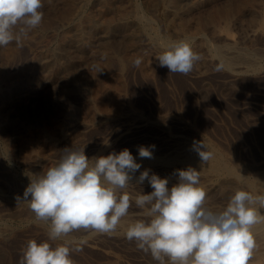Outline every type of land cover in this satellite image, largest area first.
<instances>
[{
    "label": "rangeland",
    "instance_id": "obj_1",
    "mask_svg": "<svg viewBox=\"0 0 264 264\" xmlns=\"http://www.w3.org/2000/svg\"><path fill=\"white\" fill-rule=\"evenodd\" d=\"M55 1H56V3L58 2L59 4L58 3L56 4ZM104 1H105V3H104ZM149 1L150 0H144V1L143 0H131V1L130 0H90L86 4V7L84 6V4L80 7L79 5H81V0H74V2L72 1L73 3L70 2L66 5L64 3H67V0H43V8L41 9V11L43 13V18H42L41 24L38 27H36L35 29L30 30L29 31L30 33H28L26 36H24L19 43L13 41L12 43L8 44L7 46L0 47V64H4L5 66H7V68H11L12 70L10 69V71H13V72L18 71L19 69H22L25 67H26L25 69L27 70V69H29L27 67L33 66V68H34V67H36V65L38 66L37 63L40 64V61L42 60L41 58L45 57L46 50L49 49V47H50V49L54 48V47L57 48L60 45L61 41L63 40L64 36H66L69 33V31L67 33L64 30H66V29L69 30L71 28L72 30L70 29L71 30L70 33H72V35L70 34L71 35L70 37L72 38V42H69V46H71L72 49H70V51H69V57H70V60L73 64V67H74L72 71L79 78H81L82 74L92 72L93 74L90 73L91 76L93 75L89 79L90 84H93L94 80H96V79H97L96 81L99 80L100 82H105V81L107 82L110 79V77L108 75V74H110V72L108 71V69L105 70L106 68H103V70H105V71H101L102 72V74H101L100 69L98 71L96 70V69H98V67H96V66H98L97 61H95V63L93 60L90 62V60L88 58L86 61V58H84L82 55H81L82 57H78V55H75V54H77V51L75 49V45H77V42H76L77 39H75L76 37L74 34H75V32H78V31L75 30V28L73 26H71V24H76V22H77V21H75L78 18L76 13L83 10L82 13H83L84 18H86L90 14L94 15V16L97 15L96 16L97 19L104 20V21L108 20V21H106L108 23H111L110 20H112V21L114 20L111 23L112 25H114L113 24L114 22L118 23V21L122 20L121 15L123 14V11H125V9L127 11H130L129 8L131 6L135 5L136 7H139L140 12L144 13V15H146L147 17H149L151 19V24L154 27V29L157 30V32H159L162 35L166 34L165 36L177 38V35L174 32V30L169 27L170 21L172 20L171 19L172 16H171V14H169V12L166 10V8H164L162 6V0H157V1L151 0L150 3H149ZM169 1L170 2L172 1V4L173 3L177 4V7H184L185 4H188V3L193 2L195 0H186V1L185 0H178V1L177 0H169ZM224 1L228 2L230 0H217V1L214 0V1L209 2V4L206 3L202 6H200V8L199 7L195 8L192 11L191 16H190L191 18L194 17L193 19H191L192 31H193V29H194V31L198 28L200 29V24L202 23L201 29L203 28L202 31H205L204 33L206 34V37L211 41H214L217 43H222L225 41V38L228 35V37H230V36L235 37V39L238 40L240 45L248 46V47L251 45L250 47H253L254 49H260L261 48V50H262L264 47V29L261 28L260 25H257L258 21L260 20L259 17L261 18L262 15L259 12L258 13L256 12L257 14L256 13L253 14L254 15L253 18L255 17L253 19L252 14L249 12V10H247V9L245 10L243 8V6H242L243 0H238V2H236L237 0H231L233 3V6L234 5L239 6L241 4L240 9H242V10H240V9L235 8L236 10H232L233 12L231 11L232 14H235L234 16L230 15L231 20H228L231 25L229 24V22H226V20L224 22L222 20L223 17H218V18H216V20H217L216 21V32H215V30H213L214 27L211 28L210 26H207L208 23H205L206 18L208 19L209 16H212L214 18L215 14L219 12V11L218 12L214 11L216 9V7L214 8V6L216 5L218 7V5L220 4V6L222 7L223 5L226 4V3L225 4L222 3ZM213 2H215V4ZM216 2L219 4H217ZM75 3H76V5H75ZM122 3L124 5V8H123ZM211 3H212V5H211ZM62 4H63V6H62ZM125 5H127V6H125ZM208 5H211V6L208 7ZM58 6H59V8H58ZM90 7H92V8H90ZM244 7L246 8L245 4H244ZM71 8H73V9H71ZM77 8H79V9H77ZM156 8L158 10H156ZM204 8H206V9H204ZM209 8L211 11L209 10ZM180 9H183V8H180ZM66 10L68 13L66 12ZM239 10H240V12H239ZM116 11H117V13H116ZM244 11H246V12L244 13ZM71 13H72V15H71ZM211 13L214 15H212ZM65 14H67V15H65ZM154 14H157V15H154ZM200 14H202L203 16H201ZM206 14H208L209 16L208 15H207L208 17L205 16ZM237 14H239V15H237ZM242 14H244V15H242ZM249 14H251V15L249 16ZM118 15H120V16H118ZM98 16H99V18H98ZM235 16L236 17L238 16V17L236 18ZM198 17H199V20L202 17H204L205 21L204 22L200 21L201 22L200 23L198 20ZM212 17L209 18L210 21L213 19ZM49 18L50 19L53 18V20L51 19L52 22H51V20H49ZM196 18H197V20H196ZM220 18H222V19H220ZM233 18H235L234 20H236V21H234ZM249 18H250V20H248ZM256 18H257V20H256ZM44 19H45V21H44ZM209 19H208V21H209ZM218 19H219V22H218ZM224 19H226V18H224ZM77 20H79V19H77ZM123 20H125V19H123ZM73 21H74V23H73ZM196 21L198 22L197 24H196ZM60 23H63V24H60ZM225 23H228L229 25L225 24ZM226 25H227V27H226ZM51 26H53V29ZM194 26L197 28H194ZM223 26L226 28H223ZM228 26H230V27H228ZM219 27L223 28L222 29L223 31L220 30ZM228 28H229V30H228ZM86 29H88L87 30L88 32L86 31ZM86 29L84 31V36L89 33L88 34L89 36H85V37H87L89 40H91L92 47L101 46L104 42V38L101 35L104 33L99 29V27H95L94 29H89V28H86ZM123 29H125V30H123L124 36H119V34L120 35L122 34V31L119 30L113 35V39L120 40L123 37L126 39V41L120 40L119 42L118 41H115V42L120 43L121 49L123 48V50L128 51L127 52L128 56H126V62L123 66V70L125 69L123 71V74H124L123 77L125 78L124 80L126 81V87H128L127 88L128 95L130 94L129 98H130L131 102L134 104L135 108H137V109L139 108L138 109L139 111L141 108V110H142L141 113L143 114L144 117H148L151 120L152 119H154V120L161 119L160 121L162 122V125L161 124L156 125L154 123H148V125L145 126L146 129H144L140 133V138H139V135H136V137L140 139V142L136 143L137 144L136 148H138V147L140 148V146L148 147L154 154H156V153L162 154V153H164L163 152L164 148L167 150L171 145L178 142V140H177L178 134H183L184 136L190 137V136H193V133H195V131H196V133H201L205 137L207 136V138H210V140L212 142H216L217 145L221 146V144H222V148H224L226 151H229L230 154L232 153L237 159H239V160L241 159V162L247 163V164L248 163L253 164L256 166H263L264 165V162H263L264 161V143H263L264 142V72H262L263 74L260 72L259 73H257V72H255V73H244V74H242L243 76H240L238 78V80L237 79L235 80V82H228L227 81L228 80L227 79L228 78L227 77V75H228L227 70L225 68H223V66L219 62L211 60L210 57L207 56L208 54L205 51H199V50H201L200 47L198 45H197L198 47L195 45L196 48L193 47L194 49H192V50L193 51L195 50L194 52L200 56V59L194 63L192 71H190L188 74L171 73L167 67L162 68L159 65V61L157 60V56H159V54H162V53H160V52L157 53L156 52L157 49L155 47H153L152 45L148 44V41L145 39V36L143 34H141V33L139 34V32H138V34L134 35L133 32H135V31H133V30H135V29H133V26H131V25H129V27L127 26ZM169 29H171V30H169ZM130 30H131V32H130ZM72 31H74V33ZM89 31H91V32H89ZM221 31H222L223 35L219 34V36H218L217 34H215V33H220ZM53 32H55V33H53ZM135 33H137V31ZM44 36L48 40L46 38H44ZM48 36L51 38V41H50V38ZM114 36H116V37L114 38ZM42 37H43V39H42ZM119 37H121V38H119ZM138 37H140V38H138ZM31 38H33V39H31ZM35 38H37V40L39 38L40 39L37 41ZM223 38H224V40H223ZM136 40H138V41H136ZM145 41H147V42H145ZM72 43H73V45H72ZM74 43H76V44H74ZM121 43H123V44H121ZM128 43H131L133 45L132 46L133 48H131V47L127 48L126 45L130 46V44H128ZM53 44L55 45L54 47H52ZM41 45H42V47H41ZM48 45H50V46H48ZM18 46H19V48H18ZM123 46H125V48ZM255 47H257V48H255ZM68 48H70V47H68ZM58 49L61 52H65L64 48H62L63 50L61 49V47ZM151 49L153 51H151ZM10 50H11V52H10ZM34 51H36V52H34ZM47 51L49 52V50H47ZM13 52H16V53L13 54ZM134 52L136 53V55ZM202 52H204V53H202ZM143 53H144V56H142ZM11 54H12V56H11ZM75 56H77V57H75ZM206 56L208 59L206 58ZM36 57H37V59H35ZM63 57H60V58L62 59ZM73 57H75V58H73ZM38 58H39V60H38ZM65 58L66 57H64L62 60H64ZM137 59H140V61H141L139 66H136L134 63V61H136ZM17 60H18V62L20 60V62L18 63ZM58 61H59V59H58ZM146 61L149 62V64ZM42 62H43V60H42ZM150 62L152 63V65ZM54 65L55 64L53 62L50 63V65H44V66L41 65V67L43 66L42 69L47 68L48 71L45 70L46 72H49V70H50V74H51L50 79L45 78V76H46L45 71L41 70V67L34 68L35 70H38V72H40V74L38 75L39 78L37 77L38 81L34 85H31L32 87L30 86L28 90L23 91V93H25V94L27 93L26 94L27 96H21V93H20V96H21L20 97V104L23 105L24 107L25 106L27 108L29 107L28 110H30L32 108L28 112H33L34 110H37L36 108H38L37 111H42L43 112L42 116L47 117V118L42 117L43 121L44 122L47 121L45 119L49 120L47 123L46 122L42 123L43 121L41 120L38 123V125H35L34 120H32L33 121L32 126H25V127H27V129L24 127L23 132L20 133L21 136H23V133H24L23 137L24 138L26 137V139L31 137V133H35V135H33L32 138L36 139V135H37L38 131H40V130H38V129L36 130L35 128H39L42 126H44V127L39 128V129L43 130L46 127H50V131L55 132L54 134L53 133L52 134L56 137H59L60 132H59V129H57V127H58L57 125L59 124V121L63 122L64 115L68 112L70 114H71V112L72 113L73 112L75 113V111L78 112V109H79V111L82 110L81 108L83 107V104L81 106V103H83V98L81 97L82 96L81 93L78 92L77 87L76 86L74 87V85L69 86V87L72 86L71 88H73V90H71V88H70V90H71L70 91L69 87L63 83V80L61 79L62 76L54 75V72L52 71L53 70L52 68L55 67ZM115 65H116V67L118 66V68H119L118 63ZM49 66H50V68H49ZM125 66H126V68H124ZM130 66H131V68H130ZM93 67H95V68H93ZM112 67L114 69L116 68V67H114V65ZM149 67L150 68L153 67V68L149 69ZM14 69H15V71H14ZM81 69H82V71H81ZM152 69H154V70H152ZM198 70H199V72H198ZM98 72H100L99 75H98ZM94 77L96 79H94ZM105 78H107V79H105ZM101 80H103V81H101ZM63 85L65 87L62 89L61 86L63 87ZM62 90H64L65 99L62 96L63 95V93H61V92H63ZM28 93L29 94L31 93V94L29 95ZM79 93H80V95H78ZM59 94H62L61 97L63 99L61 98V100H59V98H60ZM56 97H58V98H56ZM49 98H51V99H49ZM65 100L66 101L68 100V102H66ZM71 102H73V103H71ZM44 108H46V110ZM50 108H53V109L55 108V109L53 110ZM182 109H184V110H182ZM43 110L45 111V113ZM51 110L53 111L52 113L50 112ZM64 110H66V111L64 112ZM67 110H69V111H67ZM56 111H58V112H56ZM205 111L207 113H205ZM46 112H49L50 115ZM186 112H188V113H186ZM144 113H145V115H144ZM87 116L88 115L85 113L83 119H85V121L91 120L89 123L91 124V122H92V125H90V124L86 125L85 123H80L79 125H81V124L82 125L77 126V128L75 130L76 132L73 133L74 136H72L70 139H68V141L66 139L61 140V141L59 140L55 145L54 144L53 145L52 144L51 145L50 144L45 145V143L41 142L42 146L44 147L43 148L44 150L41 148L42 149V158H39L37 161L29 160V159L26 160L28 163L26 161H23V162L20 161V160H25V158L22 155H20V154H22V152H19V150H20L19 146L15 145L13 147V150H14V148H16V149L13 153L16 154V150H17V152H18L16 154L17 156L14 155L16 157V159H15V157L11 158V159H7V160H4L5 161L4 163H3V160H0V193L3 192L4 194H6V198H7V195H9L10 191H12V193H13V191H18V189L20 187L19 183H16L13 180H12L13 181L12 182L11 179L7 178V176L4 173H3V176L1 175L2 172H4V169H7V166H8V168L9 167H13V168L16 167L15 169H19L18 170L19 172H23L25 174L27 173L29 175L31 174V176H33V179H36L39 176L46 173V171L50 167L55 166L59 162L61 157L63 155H65L66 152L69 150L75 151V150L84 149L85 155H87V156L92 155L97 149L102 148L104 146V143H105L104 141L107 140L109 137H110L108 139L109 141L112 137L113 138L111 140H113L114 137H117V135H118L117 131H119V129H122V127H125L126 123L129 122V120L122 122V121L118 120L117 118H111L112 120L109 118V119H105L102 121L97 119V118L92 120L93 119L92 116H90V117L89 116L87 117ZM163 117L166 119H164ZM88 118L89 119L92 118V119L88 120ZM178 118H179V120H178ZM207 118H208V121H207ZM51 119L52 120L54 119V120L52 121ZM196 119H197V121H196ZM115 120H116V122H115ZM174 121H175V123H174ZM54 122H56V123H54ZM183 124H185V125H183ZM196 124H197V126H195ZM207 124H208V126H207ZM31 127H32V129H31ZM51 127H53V128H51ZM189 127H191V130ZM29 129L32 130L33 132L29 131L30 133L27 134V132H28L27 130H29ZM34 130H36V131H34ZM77 131H79V132H77ZM25 133L27 134V136L25 135ZM29 134H30V136H28ZM114 134L115 135L117 134V135L114 136ZM208 134H209V136H208ZM107 136H109V137H107ZM169 138H171V141ZM23 140H25V139H21V141H23ZM163 141H165V142H163ZM39 143H40V141H39ZM60 144H61V146H60ZM164 144H165V146H164ZM152 146H155V147L152 148ZM123 147H119L117 150H113V152L116 151L115 153H119L120 149ZM158 151H160V152L158 153ZM44 154L45 155L47 154V155L45 156ZM8 160H9V162H8ZM17 160H19L20 162L19 161L17 162ZM6 162H8V163H6ZM5 163L7 164L6 166H5ZM22 163H24V164H22ZM25 164H28V165H25ZM32 164H33V166H32ZM3 166L6 168H4L2 170ZM1 179H3L4 181H2ZM7 180L8 181L10 180L11 182L9 181V183H8ZM15 186H17V187H15ZM149 186H150V184H143V185L142 184H139V185L136 184V185L132 186L133 190H132V187L128 189L127 192H128V195L131 197L130 198L131 201H130V207L128 210L129 215L127 214L125 217L129 216L131 222H133L134 220H135L134 222H136L138 220H142V219L146 220L148 218L147 215H145L146 213H144L143 214L144 216L141 214L138 216L137 220L135 219V217H137V214L133 211L136 210V212L137 211L140 212V210H143V209L139 208L136 205V203L134 202V199L132 200V196H136V195L139 196L141 194L150 193L151 191H153V189L151 188V186L150 187ZM142 187H144L145 189ZM8 190H10V191H8ZM129 190H131V191H129ZM3 193H2V195H4ZM12 193H10V194H12ZM119 194H121V193H119ZM213 197H215V196H213ZM2 199H4V198H2ZM7 199H10V198H7ZM9 209L10 210L12 209V205L9 204V201H5V200L0 201V210H1L0 215H2V216H0V219H5L9 223L11 222L8 225V228L12 227L9 229V232H10L9 235L10 236L8 235L7 237H4L5 239L3 237H0V248L4 246V248H1V251L6 250L5 251L6 253L4 251H2V252L0 251L1 252L0 253V264H20L23 249L26 247L27 242L29 240H36L37 242L47 241L52 247H56L57 245L65 244V243L70 244V245L72 244L71 247H73V248L80 247V249H81L80 251H78V252L74 251L71 254V258L74 261V264H104L109 259L112 261V260H115L116 258H117L118 262L122 261L121 264H126V263H128V264H147V262L153 263V261L155 260V259H153L150 252H145L143 250H140L137 247V244L135 241H129L128 239H122V238L120 239L119 236L118 237L117 236L112 237L110 235L108 236V234L98 236L101 238V239L96 238V241L99 242L101 245L100 246L98 244L99 248L98 247L92 248V246L87 245V242L86 243H80L81 241H83L80 238L78 240L73 239L74 241L73 240L72 241L74 243L72 241H70V242L69 241L68 242H61L60 241L59 242L58 240H50L48 238V235H47L48 233H46L45 230L43 231L44 227L41 226L42 221L40 223V221H38V220H33L34 218L33 219L31 217L29 218L28 214H26V212H19V214L17 215L16 213H13L12 210H11V212H9L10 211ZM6 210H8V211H6ZM4 211H5V213L8 212V214L7 213L4 214V217H3ZM145 211H146V209H145ZM130 213H133L134 215L132 214V216H131ZM20 214H22V215H20ZM13 216H16V217H13ZM22 216L25 218H23ZM131 217H134V220H133V218L131 219ZM17 219L19 220L20 223L18 222ZM16 220H17V222H16ZM11 224H12V226H10ZM46 224H48L50 226V224L48 222ZM0 226L2 227L3 225H0ZM14 227H15V229H14ZM79 231H81V232H78V230H75L73 232V235H75V236L81 235L82 236V234L85 235V232L88 233L92 230L80 229ZM69 234H72V232ZM6 238H8V239H6ZM75 242H77V243H75ZM84 246H86V247H84ZM107 252H109V253H107ZM123 261H125V262H123ZM154 263H156V260Z\"/></svg>",
    "mask_w": 264,
    "mask_h": 264
},
{
    "label": "bare ground",
    "instance_id": "obj_2",
    "mask_svg": "<svg viewBox=\"0 0 264 264\" xmlns=\"http://www.w3.org/2000/svg\"><path fill=\"white\" fill-rule=\"evenodd\" d=\"M74 2V0H67V3H64L65 5L70 3V2ZM90 0H81V5H79L80 7L84 4V6L86 7V4L89 2ZM131 1V0H130ZM144 1V0H143ZM157 1V0H156ZM178 1V0H177ZM186 1V0H185ZM214 1V0H195L193 2H190L188 4H185V8L184 7H177V4H172V1L170 2L169 0H162V6L164 8H166V10L169 12V14H171V21H170V25L169 27L171 29L174 30V32L177 35V38H172L169 36H165L160 34L159 32H157L156 29H154V27L151 24V19L149 17H147L146 15H144V13L140 12L139 7L131 6L129 9L130 11H127L125 9V11H123V14L121 15L122 20L118 21V23L114 22L112 25L111 23L114 21L110 20L111 23H108L106 21L108 20H99L96 18V16L94 15H89L86 18L83 17V13L82 11H79L77 14V19L79 20H75L77 21L76 24H71V26H73L75 28V30H77L78 32H75V39L77 42V45H75V49L77 51L78 57H84L90 60V62L93 60L94 63L95 61H97V65L96 67H98V69H96L97 71L100 69L103 70V68H106L105 70L108 69V71L110 72L109 77L110 79L106 82H100L99 80L96 81L97 79L94 77V83L90 84L89 83V79L91 76L90 73H85L82 74L81 78H79L76 74H74L73 70V64L70 60L69 57V51L71 48V46H69V42H72V38L70 37L72 35V33H70L71 30H64L68 33L66 36H64L63 40L61 41L60 45L55 48L54 44L51 48L49 47V52L46 50L45 53V57L41 58L43 60L40 61V64H38V66L36 65V67H41V65H50V63H54L55 67L52 68L54 75H60L62 76L61 79L63 80V83L66 84L68 87L70 85H74V87L76 86L78 89V92L81 93V97L83 98V103H81V106L83 104V107L81 108L82 110L78 112L75 111V113L71 112V114L68 113H64V119L63 122L59 121V124L57 125V129H59V137L54 136L53 134L55 133L54 131H50V127H46L43 130L39 129V128H35L36 130H40L38 131L37 135H36V139L32 138L33 135H35V133H31V137H29L28 139H26V137L24 138V133L23 136H21V132H23L24 127L25 126H32V123L34 120L35 125H38V123L43 119L42 117H46V116H42V111H37L38 108H36L37 110H34L33 112H28L30 110L29 107L27 108L26 106L24 107L23 105L20 104V97L21 96H27L25 93H23L24 90H28L29 87L31 85H34L37 81H38V75L40 74V72H38V70H35L33 66L27 67L29 69H19L18 71H10L11 68H7V66H5L4 64H0V160H3V163L5 162L4 160L7 159H11L14 158L18 152L16 150V154H14L13 152L15 151L16 148L13 147L15 145L19 146V152H22V155L25 160H20V161H26L27 159L29 160H34L37 161L39 158H42V149L44 148L41 144L45 143V145H55L59 140H67L70 139L73 135L74 132H76V128L80 123H85L86 125H89L90 123V119L92 118H88V120L90 121H85L84 115L85 113L90 117L92 116L94 120L95 118L99 119V120H105V119H111V118H117L118 120L124 122V121H128V123H126L125 127H122V129H119V131H117V137H114L113 140H111L113 137V135L111 136L112 138L110 139V141L105 140L104 142V146L102 148L97 149L92 155L87 156L89 159H94L97 157H101V156H107L108 154L112 153L113 150H117L119 147H123L120 149V151H122L123 149L127 148L132 155L134 156V158L136 159L137 163L141 164V168L139 171H137L134 176L132 181L126 186L125 189L123 190H118V193H124L127 192L129 188H131L134 185H139V183L137 182V178L140 175V172L144 171V170H149V174H156L159 177H163V178H167L169 180V188L172 187L178 180V176L176 175V171L177 170H182V169H187V168H194L197 171H199V179H200V184L199 186L202 187L205 192H206V200H205V207L209 208L213 211H222L227 204L230 201V198L235 194V192L237 190H245L250 192L253 196L256 195H264V165L263 166H256L253 164H247V163H243L241 162V159H237L232 153L230 154L229 151H226L224 148H222V144L221 146L217 145L216 142H212L210 140V138H207V136L205 137L204 135H202L201 133H193V136L187 137L184 136L183 134H178L177 135V140L178 142H176L175 144L171 145L167 150L163 149L162 154H154L152 152V158H141L139 156V147L136 148L137 146V142H140V133L146 129L145 126L148 125V123H154V124H161L162 122L160 121L161 119H149L148 117H144L143 114L141 113V108L140 111L135 108L134 104L131 102L129 95H128V90L126 87V81L124 80L125 78L123 77V66L126 62V56L127 52L126 50H123V48L121 49V45L120 43H118L120 40L122 41H126V39L123 37L120 40H115L113 39V35L117 32V31H122V34L124 33L123 28L125 27H129V25L133 26V31H137V33L133 32V34H143L145 36V39L148 41V44L152 45L153 47H155L157 50V53H162L163 51L167 50L168 46L173 43V42H178V41H186L188 43H190L192 49L196 48L195 45L199 46L201 50L199 51H205L210 57L211 60H214L216 62H219L223 68H225L228 72L227 75V81L228 82H235V80L240 77L243 76L242 74L244 73H262L264 72V47L261 50L260 49H254L253 47H248V46H243L240 45L238 40L235 39V37H227L225 38V41L222 43H217L214 41L209 40L206 37V34L204 33L205 31H202L201 29V25H202V21L204 22L205 19L204 17H202L198 20L200 24V29H196L194 31H192L191 29V13L195 8H200V6L204 5V4H209V2ZM217 1V0H215ZM64 2V1H63ZM72 2V3H73ZM151 2V0L149 1V3ZM238 2V0L236 1ZM56 3V1H55ZM58 3V2H57ZM56 3V4H57ZM105 3V1H104ZM112 3V2H111ZM114 3V2H113ZM124 3V2H123ZM122 3V5H123ZM215 4V2H213ZM217 3V2H216ZM223 5L222 7L219 4L218 7L215 5L214 8L216 7V9L214 11H219L218 13L215 14V17L213 18L212 16H209L208 14H206L205 16H209L212 17L213 19L210 21H208V19L206 18L205 23H208L207 26H210L211 28H213V30H215L216 32V18L218 17H223L220 18L222 19L224 22L226 20V22H229L228 20L230 19V15H235L232 14L231 11L232 10H236V9H240V5L238 6H233L232 1H228V2H222ZM243 8L246 10H249V12L252 14V18H253V14L254 13H260L262 15V17L260 18L259 16V21L257 23V25H260L261 28L264 29V0H243ZM59 4V3H58ZM121 4V3H120ZM133 4V3H132ZM158 4V3H157ZM179 4V3H178ZM181 4V3H180ZM235 4V3H234ZM244 4L246 5V8L244 7ZM61 5V4H60ZM76 5V3H75ZM182 5V4H181ZM180 5V6H181ZM212 5V3H211ZM211 5H208L211 6ZM63 6V4H62ZM109 6V5H108ZM127 6V5H125ZM68 7V6H67ZM79 7V8H80ZM95 7V6H94ZM113 7V6H112ZM143 7V6H142ZM59 8V6H58ZM66 8V7H65ZM64 8V9H65ZM77 8V9H79ZM92 8V7H90ZM124 8V5H123ZM128 8V7H127ZM179 8V9H178ZM183 8V9H180ZM211 8V7H210ZM209 8V10H210ZM236 8V9H235ZM73 9V8H71ZM81 9V8H80ZM105 9V8H104ZM119 9V8H118ZM121 9V8H120ZM206 9V8H204ZM100 10V9H99ZM122 10V9H121ZM152 10V9H151ZM156 10H158L156 8ZM165 10V9H164ZM200 10V9H199ZM242 10V9H240ZM239 10V12H240ZM65 11V10H64ZM63 11V12H64ZM87 11V10H86ZM114 11V10H113ZM163 11V10H162ZM211 11V10H210ZM213 11V10H212ZM67 12V10H66ZM233 12V11H232ZM235 12V11H234ZM246 11H244L245 13ZM68 13V12H67ZM70 13V12H69ZM117 13V11H116ZM207 13V12H206ZM243 13V12H242ZM256 13V14H257ZM54 14V13H53ZM111 14V13H110ZM210 14V13H209ZM212 14V13H211ZM249 14V16L251 15ZM61 15V14H60ZM63 15V14H62ZM67 15V14H65ZM72 15V13H71ZM104 15V14H103ZM153 15V14H152ZM157 15V14H154ZM201 16H203L202 14H200ZM214 15V14H212ZM239 15V14H237ZM244 15V14H242ZM64 16V15H63ZM70 16V15H69ZM120 16V15H118ZM197 16V15H196ZM207 16V17H208ZM59 17V16H58ZM71 17V16H70ZM236 17V16H235ZM238 17V16H237ZM236 17V18H237ZM99 18V16H98ZM117 18V17H116ZM120 18V19H121ZM226 18V19H224ZM255 18V17H254ZM253 18V19H254ZM53 20V18H51ZM49 18V20H51ZM62 19V18H61ZM64 19V18H63ZM125 19V20H123ZM215 19V20H214ZM235 18H233L234 20ZM252 19V20H253ZM51 20V22H52ZM197 20V18H196ZM250 20V18L248 19ZM257 20V18H256ZM255 20V21H256ZM45 21V19H44ZM66 21V20H65ZM193 21V20H192ZM221 21V20H220ZM236 21V20H234ZM195 22V21H194ZM219 22V19H218ZM54 23V22H53ZM64 23V22H63ZM60 23V24H63ZM74 23V21H73ZM78 23V24H77ZM116 23V24H115ZM198 22L196 21V24ZM204 23V24H205ZM212 23V24H211ZM221 23V22H220ZM44 24V23H43ZM56 24V23H55ZM169 24V23H168ZM195 24V25H196ZM211 24V25H210ZM219 24V23H218ZM228 24V23H225ZM230 24V22H229ZM228 24V25H229ZM223 25V24H222ZM221 25V26H222ZM231 25V24H230ZM46 26V25H45ZM58 26V25H57ZM70 26V27H71ZM204 26V25H203ZM255 26V25H254ZM49 27V26H48ZM53 29V26H51ZM55 27V26H54ZM68 27V26H67ZM89 29H94L95 27H99V29L104 33L101 36L104 38V42L101 46H94L92 47L91 45V40H89L87 37L85 36H89L88 34L84 36V31L86 28ZM167 27V26H166ZM205 27V26H204ZM227 27V25H226ZM223 26V28H226ZM230 27V26H228ZM259 27V26H258ZM157 28V27H156ZM194 28H197L194 26ZM220 28V27H219ZM223 28H220V30H222ZM122 29V30H121ZM158 29V28H157ZM162 29V28H161ZM169 29V30H171ZM246 29V28H245ZM249 29V28H248ZM74 30V31H75ZM88 29H86L87 31ZM163 30V29H162ZM225 30V29H224ZM229 30V28H228ZM256 30V29H255ZM50 31V30H49ZM74 31H72L74 33ZM128 31V30H127ZM223 31V30H222ZM222 31L220 33H215L219 36V34H222ZM36 32V31H35ZM38 32V31H37ZM88 32V31H87ZM91 32V31H89ZM131 32V30H130ZM219 32V31H218ZM228 32V31H227ZM254 32V31H253ZM30 33V32H29ZM55 33V32H53ZM62 34V33H61ZM71 34V35H70ZM86 34V33H85ZM96 34V33H95ZM119 36H124L123 35ZM130 34V33H129ZM256 34V33H255ZM64 35V34H63ZM73 35V36H74ZM118 35V34H117ZM133 35V36H134ZM175 35V34H174ZM223 35V34H222ZM242 35V34H241ZM244 35V34H243ZM34 36V35H33ZM40 36V35H39ZM46 36V35H45ZM44 36V38H46ZM51 36V35H50ZM69 36V37H68ZM129 36V35H128ZM252 36V35H251ZM254 36V35H253ZM37 37V36H36ZM49 37V36H48ZM116 36H114L115 38ZM243 37V36H242ZM50 38V37H49ZM62 38V37H61ZM95 38V37H94ZM97 38V37H96ZM121 38V37H119ZM128 38V37H127ZM140 38V37H138ZM252 38V37H251ZM33 39V38H31ZM37 40V38H35ZM40 39V38H39ZM38 39V40H39ZM43 39V37H42ZM47 39V38H46ZM54 39V38H53ZM117 39V38H116ZM125 39V40H124ZM129 39V38H128ZM215 39V38H214ZM249 39V38H248ZM37 40V41H38ZM48 40V39H47ZM97 40V39H96ZM131 40V39H130ZM134 40V39H133ZM144 40V39H143ZM224 40V38H223ZM29 41V40H28ZM51 41V38H50ZM58 41V40H57ZM56 41V42H57ZM118 41V42H115ZM138 41V40H136ZM145 41V42H147ZM27 42V41H26ZM44 42V41H43ZM48 42V41H47ZM141 42V41H140ZM45 43V42H44ZM15 44V43H14ZM32 44V43H31ZM43 44V43H42ZM76 44V43H74ZM123 44V43H121ZM129 45H126V47L128 48H133L131 43H128ZM147 44V45H148ZM73 45V43H72ZM125 45V44H124ZM135 45V44H134ZM28 46V45H27ZM30 46V45H29ZM34 46V45H33ZM36 46V45H35ZM39 46V45H38ZM44 46V45H43ZM46 46V45H45ZM50 46V45H48ZM197 46V47H198ZM16 47V46H15ZM42 47V45H41ZM64 48L65 52H61L59 51L58 48ZM70 47V48H68ZM125 48V46H123ZM194 47V48H193ZM262 47V46H261ZM10 48V47H9ZM19 48V46H18ZM30 48V47H29ZM144 48V47H143ZM257 48V47H255ZM44 49V48H43ZM15 50V49H14ZM63 50V49H62ZM146 50V49H145ZM149 50V49H148ZM155 50V49H154ZM13 51V50H12ZM136 51V50H135ZM151 51H153L151 49ZM195 51V50H194ZM11 52V50H10ZM36 52V51H34ZM72 52V51H71ZM137 52V51H136ZM143 52V51H142ZM141 52V53H142ZM145 52V51H144ZM4 53V52H3ZM16 52H13V54ZM20 53V52H19ZM18 53V54H19ZM131 53V52H130ZM135 53V52H134ZM138 53V52H137ZM148 53V52H147ZM204 53V52H202ZM5 54V53H4ZM33 54V53H32ZM31 54V55H32ZM66 54V55H65ZM129 54V53H128ZM154 54V53H153ZM156 54V53H155ZM22 55V54H21ZM73 55V54H72ZM82 55V56H81ZM136 55V53H135ZM134 55V56H135ZM152 55V54H151ZM160 55V54H159ZM12 56V54H11ZM66 57L64 60H62L64 57ZM130 56V55H129ZM144 56V53L143 55ZM155 56V55H154ZM202 56V55H201ZM204 56V55H203ZM206 56V58H207ZM35 57V56H34ZM60 57H63L62 59ZM77 57V56H75ZM73 57V58H75ZM158 57V56H157ZM144 58V57H143ZM3 59V58H2ZM37 59V57L35 58ZM59 59V61H58ZM77 59V58H76ZM147 59V58H146ZM208 59V58H207ZM4 60V59H3ZM27 60V59H26ZM39 60V58H38ZM125 60V61H124ZM145 60V59H144ZM150 60V59H149ZM206 60V59H205ZM6 61V60H5ZM58 61V62H57ZM76 61V60H75ZM83 61V60H82ZM213 61V62H214ZM18 62V60H17ZM16 62V63H17ZM20 62V60H19ZM18 62V63H19ZM89 62V61H88ZM147 62V61H146ZM210 62V61H209ZM2 63V62H1ZM8 63V62H7ZM32 63V62H31ZM93 63V62H92ZM119 64V68L118 66L116 67L115 64ZM149 64V62H147ZM151 63V62H150ZM212 63V62H211ZM218 63V64H219ZM14 64V63H13ZM30 64V63H29ZM85 64V63H84ZM145 64V63H144ZM157 64V63H156ZM27 65V64H26ZM33 65V64H32ZM114 65V67H116L115 69L112 67ZM143 65V64H142ZM152 65V63H151ZM43 66L41 67V70H47V68L42 69ZM206 66V65H205ZM21 67V66H20ZM47 67V66H46ZM83 67V66H82ZM136 67V66H135ZM157 67V66H156ZM50 68V66H49ZM48 68V69H49ZM76 68V67H75ZM95 68V67H93ZM92 68V69H93ZM126 68V66L124 67ZM131 68V66H130ZM148 68V67H147ZM153 68V67H151ZM149 67V69H151ZM155 68V67H154ZM159 68V67H158ZM163 68V67H162ZM166 68V67H165ZM18 69V68H17ZM204 69V68H203ZM12 70V69H11ZM103 70V71H105ZM147 70V69H146ZM154 70V69H152ZM151 70V71H152ZM161 70V69H160ZM202 70V69H201ZM45 71V78H49L51 77L50 74V70L49 72ZM82 71V69H81ZM52 72V73H53ZM127 72V71H126ZM199 72V70H198ZM77 73V72H76ZM100 72H98L99 75ZM223 73V72H222ZM93 74V73H92ZM97 74V73H96ZM102 74V72H101ZM263 74V73H262ZM42 75V76H43ZM81 75V74H80ZM95 75V74H94ZM107 75V76H108ZM250 75V74H249ZM33 76V77H32ZM106 76V75H105ZM104 76V77H105ZM164 76V75H163ZM38 77V78H37ZM59 77V76H58ZM162 77V76H161ZM226 77V76H225ZM107 79V78H105ZM216 79V78H215ZM59 80V79H58ZM242 80V79H241ZM103 81V80H101ZM128 81V80H127ZM207 81V80H206ZM46 82V81H45ZM62 82V81H61ZM241 82V81H240ZM258 82V81H257ZM59 83V82H58ZM246 83V82H245ZM131 84V83H130ZM209 84V83H208ZM229 85V84H228ZM66 86V87H67ZM231 86V85H230ZM32 87V86H31ZM65 86L63 85V87L61 86V88L63 89ZM72 87V86H71ZM69 87V90L70 88ZM234 88V87H233ZM58 89V88H57ZM208 89V88H207ZM71 90H73V88H71ZM70 90V91H71ZM131 90V89H130ZM63 95L59 94L60 98L59 100H61V95L64 97V90H62ZM68 91V90H67ZM77 91V90H76ZM21 93V96H20ZM59 93V92H58ZM80 93L78 95H80ZM29 94V93H28ZM31 94V93H30ZM29 94V95H30ZM56 94V93H55ZM52 95V94H51ZM58 95V94H57ZM140 95V94H139ZM55 97V96H54ZM58 98V97H56ZM81 98V99H82ZM51 99V98H49ZM63 99V98H62ZM65 99V97H64ZM207 99V98H206ZM44 100V99H43ZM58 100V99H57ZM73 100V99H72ZM33 101V100H32ZM66 101V100H65ZM68 102V100L66 101ZM78 102V101H77ZM134 102V101H133ZM58 103V102H57ZM73 103V102H71ZM79 103V102H78ZM143 103V102H142ZM61 104V103H60ZM59 104V105H60ZM140 104V103H139ZM199 104V103H198ZM46 105V104H45ZM63 105V104H62ZM70 105V104H69ZM75 105V104H74ZM32 106V105H31ZM35 106V105H34ZM146 106V105H145ZM36 107V106H35ZM40 108V107H39ZM58 108V107H57ZM76 108V107H75ZM78 108V107H77ZM189 108V107H188ZM35 109V108H34ZM46 110V108H44ZM53 109V108H50ZM55 109V108H54ZM53 109V110H54ZM63 109V108H62ZM66 109V108H65ZM42 110V109H41ZM184 110V109H182ZM44 111V110H43ZM48 111V110H47ZM66 110H64L65 112ZM69 111V110H67ZM146 111V110H145ZM208 111V110H207ZM51 113L53 112L52 110L50 111ZM58 112V111H56ZM173 112V111H172ZM185 112V111H184ZM45 113V111H44ZM49 114V112H46ZM55 113V112H54ZM53 113V114H54ZM164 113V112H163ZM188 113V112H186ZM205 113H207L205 111ZM47 114V115H48ZM161 114V113H160ZM168 114V113H167ZM50 115V114H49ZM145 115V113H144ZM159 115V114H158ZM157 115V116H158ZM56 116V115H55ZM87 116V117H88ZM170 116V115H169ZM193 116V115H192ZM191 116V117H192ZM206 116V115H205ZM162 117V116H161ZM47 118V117H46ZM61 118V117H60ZM153 118V117H152ZM164 118V117H163ZM188 118V117H187ZM199 118V117H198ZM202 118V117H201ZM87 119V118H86ZM166 119V118H164ZM171 119V118H170ZM176 119V118H175ZM189 119V118H188ZM47 121H45L46 123L49 121L48 119H45ZM52 120V119H51ZM54 120V119H53ZM52 120V121H53ZM56 120V119H55ZM59 120V119H58ZM112 120V119H111ZM168 120V119H167ZM179 120V118H178ZM200 120V119H199ZM213 120V119H212ZM252 120V119H251ZM108 121V120H107ZM106 121V122H107ZM114 121V120H113ZM164 121V120H163ZM170 121V120H169ZM177 121V120H176ZM182 121V120H181ZM197 121V119H196ZM208 121V118H207ZM249 121V120H248ZM44 121L42 123H45ZM95 122V121H94ZM116 122V120H115ZM118 122V121H117ZM171 122V121H170ZM201 122V121H200ZM257 122V121H256ZM56 123V122H54ZM53 123V124H54ZM175 123V121H174ZM180 123V122H179ZM203 123V122H202ZM52 124V125H53ZM114 124V123H113ZM168 124V123H167ZM171 124V123H170ZM178 124V123H177ZM50 125V124H49ZM51 125V126H52ZM82 125V124H81ZM79 125V126H81ZM92 125V122L91 124ZM119 125V124H118ZM150 125V124H149ZM185 125V124H183ZM40 126V125H39ZM54 126V125H53ZM120 126V125H119ZM169 126V125H168ZM197 126V124L195 125ZM201 126V125H200ZM208 126V124H207ZM210 126V125H209ZM150 127V126H149ZM203 127V126H202ZM218 127V126H217ZM27 129V127H25ZM53 128V127H51ZM164 128V127H163ZM191 130V127H189ZM193 128V127H192ZM25 129V130H26ZM32 129V127H31ZM84 129V128H83ZM86 129V128H85ZM195 129V128H194ZM34 130V131H36ZM52 130V129H51ZM55 130V129H54ZM163 130V129H162ZM214 130V129H213ZM28 131V132H27ZM27 134L30 132H33L32 130H27ZM30 131V132H29ZM86 131V130H85ZM169 131V130H168ZM176 131V130H175ZM193 131V130H192ZM25 132V131H24ZM57 132V131H56ZM79 132V131H77ZM84 132V131H83ZM82 132V133H83ZM199 132V131H198ZM202 132V131H201ZM261 132V131H260ZM53 133V134H52ZM223 133V132H222ZM27 134L25 133V135L27 136ZM85 134V133H84ZM106 134V133H105ZM113 134V133H112ZM186 134V133H185ZM77 135V134H76ZM82 135V134H81ZM80 135V136H81ZM114 134V136H116ZM136 135H139V138L136 137ZM162 135V134H161ZM169 135V134H168ZM167 135V136H168ZM176 135V134H175ZM30 136V134L28 135ZM164 136V135H163ZM209 136V134H208ZM23 137V138H22ZM77 138V137H76ZM21 139H25L23 141H21ZM162 139V138H161ZM171 141V138H169ZM175 139V138H174ZM212 139V138H211ZM167 140V139H166ZM40 141V143H39ZM250 141V140H249ZM64 142V141H63ZM165 142V141H163ZM197 142H202L204 144H206L207 150L211 151L213 153V157L212 159H210L209 161L203 163L201 161V158L199 157L198 152L195 150V144ZM61 143V142H60ZM161 143V142H160ZM264 143V142H263ZM245 144V143H244ZM121 145V146H120ZM143 145V144H142ZM57 146V145H56ZM61 146V144H60ZM63 146V145H62ZM162 146V145H161ZM160 146V147H161ZM165 146V144H164ZM225 146V145H224ZM52 147V146H51ZM141 147V146H140ZM230 147V146H229ZM42 148V149H41ZM53 148V147H52ZM51 148V149H52ZM56 148V147H55ZM98 148V147H97ZM228 148V147H227ZM50 149V148H49ZM54 149V148H53ZM59 149V148H58ZM44 150V149H43ZM57 151V150H56ZM44 152V151H43ZM116 152V151H115ZM118 152V151H117ZM160 151H158L159 153ZM235 152V151H234ZM49 153V152H48ZM51 153V152H50ZM263 154V153H262ZM261 154V155H262ZM19 155V154H18ZM45 155V154H44ZM47 155V154H46ZM45 155V156H46ZM89 155V154H88ZM17 156V155H16ZM20 157V156H19ZM22 157V158H23ZM18 158V157H17ZM250 158V157H249ZM16 159V157H15ZM17 160V162L19 161ZM19 161V162H20ZM251 161V160H250ZM9 162V160H8ZM6 162V163H8ZM12 162V161H11ZM14 162V161H13ZM16 162V161H15ZM16 162V163H17ZM27 162V161H26ZM33 162V161H32ZM264 162V161H263ZM5 163V166L7 165ZM28 163V162H27ZM31 163V162H30ZM38 163V162H37ZM19 164V163H18ZM24 164V163H22ZM36 164V163H35ZM28 165V164H25ZM12 166V165H11ZM33 166V164H32ZM6 168L3 166L2 170ZM16 168V167H15ZM13 167H9L7 166V169H4V172H2V176L3 173L7 176V178L11 179V181L13 180L16 183H19L18 185L20 186L18 191H10L9 195H7V199L6 198V194L0 193V201L5 200V201H9V204L12 205V212L16 213L17 215L19 214V212H26V214H28V217L30 218H34L33 220H37L35 218L34 213L31 211L30 207H29V203L27 201H21L18 202L17 201V197H19L21 200L23 199V195H24V191L26 189V187L28 186V184L30 183V180L33 179V176H31V174H25L23 172H19V169H15ZM22 169V168H21ZM29 170V169H28ZM31 171V170H30ZM39 171V170H38ZM27 172V171H26ZM29 173V172H28ZM35 173V172H34ZM37 174V173H36ZM2 181H4L3 179H1ZM6 180V179H5ZM8 181V180H7ZM6 181V182H7ZM10 181V180H9ZM8 181V183H9ZM10 181V182H11ZM12 181V182H13ZM143 184H149L148 181H144ZM142 184V185H143ZM10 185V184H9ZM16 185V184H15ZM2 187V186H1ZM17 187V186H15ZM150 187V186H149ZM144 188V187H142ZM141 189V188H140ZM145 189V188H144ZM13 190V189H12ZM133 190V187H132ZM135 190V189H134ZM143 190V189H142ZM131 191V190H129ZM136 191V190H135ZM140 191V190H139ZM134 192V191H133ZM131 193V192H130ZM141 193V192H140ZM145 193V192H144ZM128 194V192H127ZM139 194V193H138ZM132 195V194H131ZM215 196V197H213ZM136 197H138V195L136 196H132V200L135 199ZM4 198V199H2ZM6 198V199H5ZM131 198V197H130ZM215 198V199H214ZM131 201V199H130ZM5 203V202H4ZM4 206V205H3ZM6 207V206H5ZM4 207V208H5ZM7 208V207H6ZM9 208V207H8ZM142 209V208H141ZM10 210V209H9ZM11 210L9 212H11ZM129 210V209H128ZM1 211V210H0ZM8 211V210H6ZM261 214H264V209H261ZM137 214V217H135V219H138L139 215H143L144 213L147 212V209L145 211V209L140 210V212H136L133 211ZM8 214V212H6ZM5 211L3 213V217L4 214H6ZM25 214V215H26ZM133 213H130V215L132 216ZM22 215V214H20ZM129 215V214H128ZM134 215V214H133ZM146 215V214H145ZM2 216V215H0ZM7 216V215H6ZM27 216V215H26ZM136 216V215H135ZM144 216V215H143ZM12 217V216H11ZM16 217V216H13ZM19 217V216H18ZM23 217V216H22ZM129 217V216H128ZM123 217L121 218L117 229L114 232L111 233H98L95 231H90L88 233L85 232V235L82 234V236H75L73 235V231L72 234H68L66 236H62L61 238L57 239L59 242H70L73 239H82L83 243L87 242V245L92 246V248H99L100 243L96 241V238H100L98 236L100 235H105L108 234V236H119L120 239H127L126 238V231L128 226L131 223H134V217H131V219L133 218V222L130 221V217ZM141 217V216H140ZM2 218V217H1ZM20 218V217H19ZM25 218V217H23ZM27 218V217H26ZM28 218V219H29ZM9 219V218H8ZM13 219V218H12ZM21 219V218H20ZM27 219V220H28ZM18 220V219H17ZM16 220V222H17ZM24 220V219H23ZM143 220V219H142ZM145 220V219H144ZM29 221V220H28ZM40 221V220H38ZM19 222V220H18ZM30 222V221H29ZM33 222V221H32ZM11 223V222H10ZM9 222H7V220L5 219H0V225H3L2 227L0 226V237H7L9 235V229L12 228H8V225L10 224ZM20 223V222H19ZM28 223V222H27ZM39 223V222H38ZM41 223V221H40ZM47 222L42 221V225L44 227L43 231L45 230L46 233H48L49 230V225L46 224ZM13 224V223H12ZM12 224L10 226H12ZM16 224V223H15ZM40 225V224H39ZM15 226V225H14ZM18 226V225H17ZM37 226V225H36ZM30 227V226H29ZM17 228V227H16ZM28 228V227H27ZM15 229V227H14ZM38 229V228H37ZM80 230V229H79ZM78 232H81L79 231ZM85 230V229H83ZM12 231V230H11ZM254 236H255V240H256V248L253 251V255L250 258V260L248 261V264H264V223H260L257 224L255 226H253L252 229ZM38 234V233H37ZM76 234V233H75ZM30 235V234H29ZM48 235V234H47ZM10 236V235H9ZM107 236V235H106ZM20 237V236H19ZM5 239V238H4ZM3 239V240H4ZM8 239V238H6ZM94 239V240H93ZM101 239V238H100ZM73 240V241H74ZM104 240V239H103ZM72 241V242H73ZM125 242V241H124ZM6 243V242H5ZM74 243V242H73ZM77 243V242H75ZM2 244V243H1ZM58 244V243H57ZM99 244V245H98ZM72 245V244H71ZM80 245V244H79ZM101 246V245H100ZM15 247V246H14ZM86 247V246H84ZM129 247V246H128ZM136 247V246H135ZM1 248H4L1 247ZM0 248V251H1ZM101 248V247H100ZM131 248V247H130ZM83 250V249H82ZM99 250V249H98ZM141 250V249H140ZM4 251V250H2ZM1 251V252H2ZM6 251V250H5ZM4 251V252H5ZM102 251V250H101ZM104 251V250H103ZM106 251V250H105ZM0 252V253H1ZM8 252V251H7ZM6 253V252H5ZM4 253V254H5ZM109 253V252H107ZM144 253V252H143ZM111 254V253H110ZM145 255V254H144ZM4 256V255H3ZM7 256V255H6ZM146 256V255H145ZM5 257V256H4ZM9 257V256H8ZM105 257V256H104ZM151 257V256H150ZM121 258V257H120ZM10 259V258H9ZM15 259V258H14ZM143 260V259H142ZM8 261V260H7ZM14 261V260H13ZM148 261V260H147ZM150 261V260H149ZM153 261V260H152ZM151 261V262H152ZM122 262V261H121ZM121 262L117 260V258L115 260H108L107 262H105L104 264H121ZM125 262V261H123ZM155 262V260L153 261V263ZM10 263V262H9ZM153 263H149L147 262V264H153ZM128 264V263H126ZM154 264H159L158 261H156V263ZM166 264H167V260H166Z\"/></svg>",
    "mask_w": 264,
    "mask_h": 264
},
{
    "label": "clouds",
    "instance_id": "obj_3",
    "mask_svg": "<svg viewBox=\"0 0 264 264\" xmlns=\"http://www.w3.org/2000/svg\"><path fill=\"white\" fill-rule=\"evenodd\" d=\"M42 8L43 0H0V47L19 43L38 27ZM199 59L186 41L171 43L157 57L161 67L182 74L192 71ZM134 63L139 66L141 61ZM207 147L195 144L203 163L213 157ZM138 151L141 158H152L148 147ZM140 168L127 148L94 159L84 149L69 150L46 173L31 179L17 201H27L35 218L50 224V240L79 229L111 233L130 207V196L118 195V190L125 189ZM176 175L177 182L169 188L167 178L140 172L137 182L147 180L153 191L139 195L135 203L147 209L148 218L131 223L126 238L159 264H248L256 248L253 226L264 223V195L237 190L222 211H213L205 207L199 171L187 168ZM80 250L67 243L52 247L47 241L29 240L20 264H74L71 254Z\"/></svg>",
    "mask_w": 264,
    "mask_h": 264
}]
</instances>
